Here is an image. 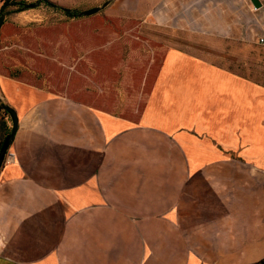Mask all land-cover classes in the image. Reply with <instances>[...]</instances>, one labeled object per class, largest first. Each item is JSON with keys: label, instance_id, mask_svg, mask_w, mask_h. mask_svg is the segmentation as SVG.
I'll use <instances>...</instances> for the list:
<instances>
[{"label": "crops", "instance_id": "0c3cea01", "mask_svg": "<svg viewBox=\"0 0 264 264\" xmlns=\"http://www.w3.org/2000/svg\"><path fill=\"white\" fill-rule=\"evenodd\" d=\"M65 1L83 11L106 0ZM253 1L110 0L83 17L49 6L9 16L16 28L0 36V98L19 124L0 171V264L264 260V85L203 51L261 46L264 0ZM43 9L75 28L30 23ZM77 23L86 26L77 71L87 83L116 45L143 41L148 72L157 42L167 46L147 105L176 111L174 125L131 123L72 95ZM125 68L123 59L103 72L130 76ZM5 122L4 133L8 113ZM152 137L173 154L144 153Z\"/></svg>", "mask_w": 264, "mask_h": 264}, {"label": "rangeland", "instance_id": "374dc122", "mask_svg": "<svg viewBox=\"0 0 264 264\" xmlns=\"http://www.w3.org/2000/svg\"><path fill=\"white\" fill-rule=\"evenodd\" d=\"M27 1L33 3L36 2L37 0H27ZM56 1L62 2L63 4L70 3L65 0H56ZM3 2L4 0H0V9L3 5ZM62 3H58V4L65 7ZM41 6H47V5L41 4L35 9H38ZM35 9L30 8V10L28 11L33 12L32 10ZM59 11L61 12V14H63L61 10H58V12ZM16 12H18L17 6L9 5V4L6 5V8L4 9V13H3L5 15V19L3 25L0 28V29L3 28V31L2 33H0L1 34L0 36H2L3 33L11 32L12 29L16 28L14 27V23L12 22L6 23V21H8V18H10L9 16L15 14ZM75 17L76 16H74L73 18ZM54 18L57 20V23H59V25L61 26L62 33L68 34L70 28L71 29L75 28V26L73 25L71 26L69 24L70 20L72 19H67L66 17L63 16L60 17V15H53L47 9H43L41 11V14L38 13L34 16L32 15L31 17L27 16V19L32 20V21L29 20L30 23L36 22L37 20H41L44 22V21L52 20ZM69 26L71 27L69 28ZM24 28L26 30L29 29L35 30L34 26L31 27L24 26ZM85 28H86L85 24L77 23V32L80 36L78 35L77 42L73 41V43L71 44L74 46L75 52L77 53L76 57L74 58L75 61L71 62V64L73 65L71 72L74 71L73 81L74 84H76L75 87H73L72 95L77 99H79L80 101L91 104V106H93L96 109H100L105 112H109V114H114L116 116L122 117L126 121H129L131 123L137 124L140 118L142 117L144 118L145 122L157 124V126L169 127L174 125L176 111L173 110L167 113L166 111L159 109L158 106H151L150 108H148L147 105L149 97L151 96L150 95L151 85L153 81L156 79L153 78V73L154 75L157 74L156 71L157 67L161 63V60L163 58V52L165 51L167 46L163 43H160L159 41L157 42L158 47H156L157 49L155 53V63H154L155 72H153V66L150 68V72H148L146 63H147V57L150 54H147L142 49V48L147 49L148 46H144L145 44L137 45L139 42L143 43V41H139L137 39L135 40L131 39V41H126L125 43L126 45L124 47H122V45L119 46L116 45L115 48L113 49L114 51L113 54H111L113 55L112 59H110V62H108V64L106 63L107 67L104 69V65L100 64L99 67L100 68L103 67L102 69L100 70L97 69L91 73L89 72L90 81L89 83H87L88 80L86 78V75H84L81 71H80L81 73H79L78 72L79 70L77 71L78 68L82 67L81 62L84 60L83 58H80L81 54H79V51L80 50L82 51L83 49L82 47V45L84 44L83 34ZM63 43L65 44V42ZM188 45H189V50L199 53V50H194V49H200L199 47L197 46L194 47L192 46L191 43H188ZM210 45H212V47L210 48H208V46H204L203 51L208 55L209 58L208 60H210L212 63L224 68V70L226 71L234 72L242 77L256 81L257 83L264 85V48L263 47L258 46L257 44L241 46L240 44L224 43L218 45L216 43L215 45H213V43H211ZM138 48L140 50H138ZM104 59L105 58H103V60ZM123 59H124V64L126 66L125 71L126 73H129L130 76H126V74L120 75L119 73L118 74L116 73L115 76H110V75H106L103 72L105 70H109V66L117 67V65H119V62L122 61ZM77 62H79L80 64L79 66L76 67ZM137 68H139V70H137ZM117 71L119 70L117 69ZM125 71L120 70L119 72L125 73ZM83 81L85 82L87 81V82L85 83ZM87 86L88 89L86 90L85 87ZM0 102H3L2 99H0ZM5 112L6 111H4L3 109L0 111V124L3 122V120H5V115L7 114ZM150 112L151 113L153 112L155 115H157V117L160 119L159 123L150 121V117H149ZM11 123H12V119H11ZM5 135L3 131H0V140H3ZM145 144H147L148 147L145 149L144 153L173 154L167 147L166 148L164 147L165 143L159 142L157 138L152 137L150 141Z\"/></svg>", "mask_w": 264, "mask_h": 264}, {"label": "water", "instance_id": "95a60500", "mask_svg": "<svg viewBox=\"0 0 264 264\" xmlns=\"http://www.w3.org/2000/svg\"><path fill=\"white\" fill-rule=\"evenodd\" d=\"M109 2H110V0H106L100 6H93V7L89 8V9H86V10H83V11H80V12H77L76 13V16H79V17L89 16V15L95 13V12H99ZM253 2H254V4L256 6H260L259 0H254ZM39 5L40 4H39L38 1L33 2V3L29 2L28 5H27V7L33 9V8L38 7ZM4 19H5V15L4 14H1L0 15V28L3 25ZM2 109L4 111H6V113H8L10 115V117L12 119V124H11V127H10L9 132L6 133L4 139L1 141V144H0V171H1L2 165L4 163L5 157L8 154V149H9L10 142L13 139L14 135L16 134V131H17V128H18V124H19V119H18L17 113L11 107L10 104L3 103ZM256 264H264V260L261 261V262H258Z\"/></svg>", "mask_w": 264, "mask_h": 264}, {"label": "trees", "instance_id": "16d2710c", "mask_svg": "<svg viewBox=\"0 0 264 264\" xmlns=\"http://www.w3.org/2000/svg\"><path fill=\"white\" fill-rule=\"evenodd\" d=\"M37 1L39 2L40 5L43 4V5H47L49 7L61 10L63 12V14H65L68 17H74V16H76L77 12H80L77 9H71V8L63 7V6L59 5L58 3L53 2L51 0H37ZM28 3L29 2L27 0H4L3 5H2V7L0 9V13L1 14L4 13V9L6 8L7 4L17 6L18 7V11H20V10L28 9V7H27ZM7 13H9V12H7ZM2 107H3V103L0 102V111L2 110ZM3 121H4L3 126L7 127L5 120H3ZM5 129H6V132L4 133V135L8 131V128H5ZM1 141L2 140H0V144H1Z\"/></svg>", "mask_w": 264, "mask_h": 264}, {"label": "built area", "instance_id": "2783aa9c", "mask_svg": "<svg viewBox=\"0 0 264 264\" xmlns=\"http://www.w3.org/2000/svg\"><path fill=\"white\" fill-rule=\"evenodd\" d=\"M258 44L264 47V37H259L258 38Z\"/></svg>", "mask_w": 264, "mask_h": 264}]
</instances>
